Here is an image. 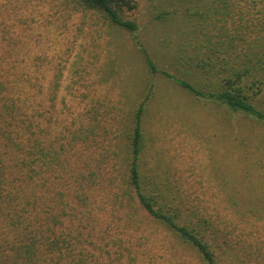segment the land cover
Here are the masks:
<instances>
[{"label":"trees","instance_id":"trees-1","mask_svg":"<svg viewBox=\"0 0 264 264\" xmlns=\"http://www.w3.org/2000/svg\"><path fill=\"white\" fill-rule=\"evenodd\" d=\"M58 1L136 39L138 24L127 13L137 0ZM175 1L189 9L202 0ZM206 18L214 28L235 25L228 41L221 37L194 63L216 77L217 90L161 73L196 97L264 122L257 106L264 93V0H218ZM12 42L0 22V264H125L126 254L162 257L172 242L189 247L201 264H264V235L215 192L199 194L194 185L187 191L179 179L152 166L149 172L145 118L153 82L128 113L120 102L99 103L74 128L57 119V130L55 114L41 110L32 92L35 82H23L26 71L4 70ZM144 57L157 72L146 51Z\"/></svg>","mask_w":264,"mask_h":264},{"label":"rangeland","instance_id":"rangeland-1","mask_svg":"<svg viewBox=\"0 0 264 264\" xmlns=\"http://www.w3.org/2000/svg\"><path fill=\"white\" fill-rule=\"evenodd\" d=\"M137 1V8L127 13L138 24L134 39L91 13L69 12L58 0H0V22L15 40L7 46L4 70L10 69L11 76L15 67L18 73L26 71L23 82H35L32 92L41 110L50 108L55 114L57 130V119L74 128L80 116L87 121L92 105L101 109L99 103L120 102L128 113L153 82L145 118L146 167L179 179L187 191L194 185L191 189L199 194L215 192L221 205L264 235V122L205 94L196 97L161 73L187 80L203 92L217 90L216 77L198 71L194 63L200 51L208 53L221 37L228 41L235 25L226 22L228 30L221 22L216 28L207 25L206 15L218 0L193 2L189 9L175 0ZM144 51L157 72L148 70ZM257 99L264 111V93ZM161 254H126L122 260L201 264L181 243L172 242Z\"/></svg>","mask_w":264,"mask_h":264}]
</instances>
